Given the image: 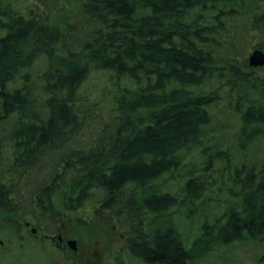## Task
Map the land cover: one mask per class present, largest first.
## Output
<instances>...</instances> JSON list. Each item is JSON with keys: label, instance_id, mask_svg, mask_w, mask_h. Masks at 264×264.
Listing matches in <instances>:
<instances>
[{"label": "trees", "instance_id": "16d2710c", "mask_svg": "<svg viewBox=\"0 0 264 264\" xmlns=\"http://www.w3.org/2000/svg\"><path fill=\"white\" fill-rule=\"evenodd\" d=\"M257 48L264 0H0V207L107 210L147 264L263 243Z\"/></svg>", "mask_w": 264, "mask_h": 264}, {"label": "rangeland", "instance_id": "374dc122", "mask_svg": "<svg viewBox=\"0 0 264 264\" xmlns=\"http://www.w3.org/2000/svg\"><path fill=\"white\" fill-rule=\"evenodd\" d=\"M75 5V3L72 4V6ZM14 178L17 176L15 175ZM2 182L0 178V183ZM5 211L7 210L4 207H0V239L6 241L4 247L6 250L0 258V264H24L15 259L18 256L27 258V263L31 264L42 261L46 253L41 252L39 255V247H35L34 251L31 247L26 248L24 246L26 244L18 235L17 238L11 237V242H8L10 236L7 229L16 223L14 219L18 216L7 214ZM64 223L69 232H74L79 238L80 244L90 246L89 261L81 264H147L132 253L126 232L123 231L119 222L109 219L108 214L90 204L85 209L68 214ZM196 225L195 220V224L184 223L181 227L182 233L191 241L195 237ZM261 258L264 262V242L258 245L252 243L235 245L230 249H216L195 264H261L262 262L259 261Z\"/></svg>", "mask_w": 264, "mask_h": 264}, {"label": "flooded vegetation", "instance_id": "af4514ba", "mask_svg": "<svg viewBox=\"0 0 264 264\" xmlns=\"http://www.w3.org/2000/svg\"><path fill=\"white\" fill-rule=\"evenodd\" d=\"M48 210V205L41 203L40 199L35 203L29 201L27 197H22L21 210L15 211L5 207L7 214L16 215L14 220L16 223L10 226L7 231L11 237H20L26 245V248L31 247L34 251L35 247H39L38 253H46L42 261L33 264H81L88 263L91 253L88 244H80V240L75 236L74 232H69L66 228L64 219L68 214H73L78 210L85 209L82 207L78 210L58 209L57 198L54 200ZM108 214L107 210H102ZM10 219V218H9ZM11 219H13L11 217ZM6 229V228H5ZM6 241L0 239V258L5 253ZM38 255V256H39ZM15 258V257H14ZM17 261L24 264L27 263V258L18 256Z\"/></svg>", "mask_w": 264, "mask_h": 264}, {"label": "water", "instance_id": "95a60500", "mask_svg": "<svg viewBox=\"0 0 264 264\" xmlns=\"http://www.w3.org/2000/svg\"><path fill=\"white\" fill-rule=\"evenodd\" d=\"M249 63L251 66H264V51L261 49H255L249 56Z\"/></svg>", "mask_w": 264, "mask_h": 264}]
</instances>
